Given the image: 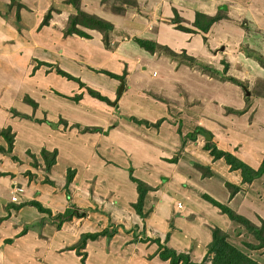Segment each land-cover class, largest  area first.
<instances>
[{"label":"crops","instance_id":"0c3cea01","mask_svg":"<svg viewBox=\"0 0 264 264\" xmlns=\"http://www.w3.org/2000/svg\"><path fill=\"white\" fill-rule=\"evenodd\" d=\"M46 1L47 0H19L18 2L22 7L18 10H16L15 6L11 8L15 15L18 11L21 17V20L18 21V27H26L27 29L30 23L29 21L34 19L35 21H40L43 14L47 12V9L45 10ZM50 1L51 4L49 7L55 5L54 9L57 12H59V9L56 5L62 7L60 13H54L53 10L51 12L52 16L59 15L61 19L65 20L63 24H66L68 16L75 12L74 6L63 3L65 0ZM110 1L111 0H80V5L83 10L88 13L96 14L100 18L113 24L114 30L109 34V44L107 46L104 44L102 32L96 29L81 27L89 34L88 38L80 37L75 34L69 36H62L61 34V36L56 35L54 40V36L48 33L45 39L39 42L41 48L29 46L25 49L29 50L28 53L31 54L30 56H32V53L35 55V61L38 62L36 65H39L35 69L36 72L32 78L26 77L24 72V74H22L23 65L27 66L30 64L27 63L29 55L26 54V56L15 58V54L7 56L5 53L0 52V79L3 77L13 78L11 80L9 79L7 83V87L10 90L7 89L5 84V86L0 85L1 89H3L2 93L0 91V114L2 115L0 124L4 121H8H6V119L10 115L9 109L25 106L28 110L29 104L23 102V97L25 95L38 104V111L43 110V113L46 112L47 115L50 106L46 102V99H57L59 100V104H61V113H57L61 119L67 120V122L71 124L78 122L89 126H99L102 129L104 126L103 130L105 133L98 132L99 134L91 136L95 138L105 134L102 136L105 139H101V141H104L102 150L113 145L114 152L121 153L125 157L126 155L129 156L131 161H142L145 171L143 177H141L143 180L153 186L157 185L158 183L155 182L152 184L150 181L156 179L154 176L158 174V171L168 176L166 180L170 178L167 180V183H169L166 188L167 192H164L162 196H154L156 191L149 192L145 201V209L152 207L153 211L148 217L141 218L130 208V203L135 201L137 192L135 184L127 178V174L125 173V169L129 164L128 159L119 169L120 171H125H123L126 175L125 180L117 181V179H113L111 175L108 179L117 185H120V183L126 184V186L124 185L125 187L122 188L125 190L121 196L122 198L119 196L118 187L116 185H111L113 193L110 201L102 200V198L98 196L92 203L84 205L85 201L83 198L85 195L83 191L87 189V187L86 183L83 184L82 182V185L81 183H79L80 186L77 185V182L80 181H77V176L79 174L77 170L73 185L77 187L78 190L82 188L83 191H78L76 194V189H73V193L75 194H73V198L71 199L72 202L76 203L80 208L81 206L89 207L90 205L91 207H95L96 205L102 207L104 211L110 212V215L112 214V220L121 224L130 218V221L132 220L131 226L134 228L130 229L131 226H128V228L125 226L118 227L115 223L117 232L111 237L99 236L94 240H87L84 248L86 255L83 264H169L168 261H163L154 254L155 249H157L156 243L148 240L143 241L142 238L151 237L157 231L161 235L160 241H163L162 236L168 231V220L175 203L176 205L177 203L181 204V207L174 206V208L181 213V216L174 217L173 225L175 228L170 231L169 239L165 244L178 249H194L193 255H196L195 259H199L203 254L202 249H204L205 243L210 240L209 231L205 226L211 219H209V216L199 212L194 205L202 206L204 212L212 214L214 212H219L217 208H213V206L205 202V200L200 203V194L207 193L219 199L221 202L227 203L234 210L239 212L242 200L238 203V198L241 197V199H243L246 186L255 185L256 182H260L262 178L254 180L251 183L242 184L239 171H230L229 165H227L222 158L213 160L208 151L202 148L199 142L203 137L200 135L197 136L195 141L187 140L183 143L181 134H177L174 125L169 123L170 118L164 121L170 109V107H168L169 103L156 99L153 94H161L163 97L167 98L175 93L172 88L179 85V87L182 86L187 93H192L194 100L198 101L199 99L204 101V103H202L203 105L201 104V106H199L203 108L200 111L203 113L202 115L204 117L196 118L200 120L197 121L199 124L195 122V119L190 120V118L184 119L183 121V118L180 117L178 120L181 127L178 128H180V131L185 129V131L181 132L185 134L188 132L186 130H189L191 126L202 125L206 127L209 122L211 127L206 128L215 130L212 121L215 119L217 120V118L214 116L211 121L207 122L205 119V117H207L206 115H209V113H213L214 115L218 112L223 113V107L225 106L241 108L244 104L241 89L237 84L227 80L220 81L205 74H201L199 71L191 69L183 63L179 64L165 55L164 57L161 53H150L141 48L134 41V38L149 39L167 45L174 51H177L181 44H185L186 40L187 44L189 43L192 45L193 43L194 47H196L194 50H190L192 54L189 55L193 56V54L201 52L202 48L198 42L201 43L203 38L200 34H191L175 29L173 25L169 23V18L173 16L172 8H176L174 10L189 23L193 21L196 11L214 14L222 10L226 18H222L211 25L206 34V43H210L209 45L213 48L214 46H218L220 49L225 48V58L231 63L226 72L227 75H231L239 80H241L239 77H243L241 73H244V76L248 75L250 78L264 76L263 69L259 67L256 57L257 51L264 52V0H207L208 4L205 0H193L194 2L191 3L192 6L186 9L185 7L175 4V0H151L150 2L156 1L159 5L155 6V3L151 5L148 10L139 12L129 9L130 5L121 4L124 6V11L122 13L113 11ZM10 2L11 0H0V49H2L1 46L4 44L1 43V39L6 41L5 43L10 42L13 45L14 43H16V45H23L22 42L24 38L19 36V34L28 36V34L25 33L28 30L23 31L20 29L19 34L11 32L15 30L16 24L13 25L11 20L5 19L3 15L5 7L8 8ZM135 5L139 6L137 0ZM207 5L212 6L209 8ZM204 6L206 7L203 8ZM156 9H158L157 14L155 13L154 15ZM239 17H241L240 19H243V21L238 20L237 18ZM50 19L52 18L50 17ZM153 23H156V25L152 27L151 24ZM223 25H225L226 28H223ZM45 30L47 31V29ZM218 30L229 31V42L226 41L228 37L221 39L215 36ZM16 35H18V43L15 41ZM151 35L154 36L151 38ZM8 38H12L13 40L9 39L7 41L6 39ZM193 40L196 43L193 42ZM222 41H224V43H222ZM220 45L222 46L220 47ZM53 46H56V49H54ZM127 48H129V50H127ZM136 48H139L141 51H137ZM229 48L230 51H227ZM233 49H237L239 53H241L240 49H242L246 55L243 53L242 56L237 53L233 54ZM180 50L181 49H179V51ZM68 60L72 62V64H67L66 61ZM46 63L51 65L49 66ZM56 65L71 73L73 76L80 78L88 86L98 89L99 92L106 95L110 100L116 99L117 94L121 92H117L118 86L120 84L123 85V92L116 106L119 109L121 108L123 110L125 108L124 103L126 102H124L123 99L133 96L134 93L135 96L131 101L132 106H129L130 110L126 108L127 111L123 112L120 109L127 119L134 116L139 120L143 119L154 123L162 118L164 122L162 121L158 127H153L145 126L144 124H136L128 119L129 123H133L134 126L143 131V134L140 133L139 137L133 139L131 136H128V132L122 131V129H120V131L119 128L113 126L116 125L115 122H117L115 119L116 114H113L115 107H113V110L109 107V104L98 99L96 100V98L91 96L90 98H86V102L84 101L83 103L70 101L76 105L72 107L69 105L70 102L67 100L68 98L53 94L52 89L67 96H70L71 92L74 94L75 92L83 91V89H78L77 83L74 81H67L65 78L59 77L52 72H47V74H45L47 70L54 69ZM125 69L126 74L124 82H120L118 79L111 78L102 72H98V70H107L116 74H122ZM245 70L246 72H244ZM152 76L157 77L155 82H153ZM249 80L251 81V79ZM69 82L71 85H67ZM72 82L75 83V85ZM47 85H49L48 92L45 91ZM40 87L42 90H40ZM13 89H19V93L21 94L18 97L14 96L15 93L13 94V92H10L13 91ZM167 99L170 101L169 98ZM64 103L68 105V111L64 108ZM113 106H115V103ZM108 107L110 109H107ZM83 108H87V110ZM69 109L72 110L69 111ZM250 111L251 113L253 112V120L243 126L247 129L246 131L245 129L242 131L238 129V131H236L233 127L234 122L228 119V124L231 128L230 134L227 136L222 135L221 137L225 139L226 147L231 148L229 151L233 152L251 167L257 168L262 160V151L264 150V99H256ZM58 116L53 115L50 119H56ZM240 116L243 118L244 114ZM121 119L122 116H120V120ZM127 119L124 124L126 126H128ZM107 126H110L109 129H107L108 131L105 129ZM159 127H161L160 130H163L160 134L156 132V134L153 135L148 131L151 128L157 129ZM56 129L58 131L62 130L59 127ZM165 130L168 131L167 134L164 133L166 132ZM69 132L70 131L67 130L66 134L68 135ZM57 135L59 134L57 133ZM70 135L73 137L74 131H71ZM115 137L118 138L119 141H117ZM166 137L167 139L165 140L164 138ZM165 145L167 148H162ZM178 145L179 148H181L177 161L175 163L167 161L165 163H160L159 159L161 157L168 159L174 155L177 156V153L173 152ZM52 147H54L53 149L59 150L56 146ZM132 153H135L137 158H133ZM180 160L184 162L187 161L193 169H197L195 167L197 164L209 168L211 175L208 176L209 178H205L204 189L194 191L189 187V190H187L186 188L188 187L186 184L181 185V182L178 181V177L174 178V174L178 175L175 170H178ZM22 162L21 164H17L18 162H14L8 155L0 158V216L7 215V211L5 210L6 204L10 202L18 203V201L11 200L10 197L14 195L17 197L19 196V199L20 197L25 198L27 196L34 197L33 199L40 201L46 207H50L52 215L57 211H64V209L69 206V203L65 201V197L60 194L51 196L48 192L42 194L45 186L39 184L36 180L39 175L33 173L31 178H29V176H23L22 173H26L27 170V161L24 162L22 160ZM56 162L52 166L51 172L55 177L61 179L65 172L60 175L55 174L54 168ZM148 166H153L154 169H148L150 168ZM71 168L76 169L72 166ZM188 171L191 172L190 169H188ZM21 176L25 178L22 177L23 180H21ZM86 181H88V179H86ZM226 182L240 185L239 191L232 197H230L229 190L225 185ZM17 186L22 187V193L18 194L17 191L16 193L13 192L14 189H17ZM127 187H131L134 191H130ZM37 189H39L38 194H36ZM175 189L176 191H174ZM183 189L187 191L189 204L191 205L188 204L189 206L187 208H185V204L182 200L174 196L178 195L180 198L185 196L182 194ZM163 196L172 199L169 202L168 214L157 216L155 212L158 203L151 205L150 199L154 198L158 200L159 198H163ZM197 196H199V202L196 199ZM165 198L164 201H166ZM244 198L246 197L244 196ZM114 199L116 201L112 202ZM248 203H253V210L251 212H255L260 208L259 204L255 201H248ZM10 211L11 213L8 217L0 222V264H79L81 256L76 253V244L79 242L81 233L96 232L99 228L101 229L102 224L97 225V221L103 222L104 227L105 225L109 227L108 217L101 211L93 214H86L84 217H74L72 220L63 223L60 229H56L52 226L48 214L39 212L31 205H25L17 211ZM190 212L195 214L191 215L192 213ZM221 214L225 215L223 213ZM160 221L163 222L162 227L159 225ZM214 222L220 224V227L223 229H227L226 224ZM201 223L205 225V228L202 227ZM95 228L97 229L95 230ZM143 228H145V233L139 234ZM193 232L196 234L193 235ZM134 233L137 235L136 238L133 237ZM71 244L74 245V247H69Z\"/></svg>","mask_w":264,"mask_h":264},{"label":"rangeland","instance_id":"374dc122","mask_svg":"<svg viewBox=\"0 0 264 264\" xmlns=\"http://www.w3.org/2000/svg\"><path fill=\"white\" fill-rule=\"evenodd\" d=\"M18 1L19 0H11L10 4H8L9 5L8 8L5 7V11L2 10L4 12L3 15H4L5 19L11 20L13 25L16 24L15 30L11 31L12 33H15V34L18 33L19 34L20 29H22L23 31L28 30L25 32L28 34V36L27 35L23 36V35L19 34V36H22L24 38V41L22 42L23 45H18V44L16 45V43H14V45H13L10 42L5 43L6 41H3L1 39V43H4V44L1 46L2 49H0V52L5 53L7 56L15 54V58H20L21 56L22 57L26 56V54L29 55V59L30 58L31 59H30V61L28 59L27 63H30V64L27 66L23 65L24 67L22 69V74L25 73L26 77L32 78L34 73L36 72L35 69L39 65L38 66L36 65V64H38V62L35 61V58H34L35 55L32 53V56H30L31 54L28 53L29 50H25V49L28 48L29 46H31V47L36 46V48H41V45L39 44V42H42V39H45V37L48 33H50L51 35L54 36V40H55L56 35L61 36V34L63 33L62 29L65 27V24H63L65 20L61 19L59 15L52 16V13H51L50 17L52 19L46 21V17L44 18V16H45V13H44L42 16V19L40 21H35V19L29 21L30 23H29V26L27 29H26V27H21V26L18 27V20L16 18V15L11 10V8H13L14 6L16 7V10H18L22 7V5ZM137 1L139 3V6L130 5L129 9H131L133 11L136 10L139 12H144V11L148 10V8H150L151 5L156 3V1L150 2L151 0H137ZM205 1L207 2V0H205ZM193 2H194L193 0H175L174 3L177 5H180L181 7H185V9H186V8L191 7L192 6L191 3H193ZM46 3H45V10L47 9V12H48V10L50 9L49 5L51 4V1L47 0ZM207 4H208V2H207ZM157 5H159L158 2L155 4V6H157ZM56 6L59 9V12H57L55 9H53L54 13H60V9L62 7L58 6V5H56ZM155 6H153V7H155ZM211 6L212 5H207V7H209V8ZM205 7L206 6H204L203 8H205ZM203 8H200V9H203ZM174 9H176V8H174V7L172 8V14L173 15H174V13H173ZM157 10L158 9H156L154 11V15H155V13L157 14ZM235 18H236V16H235ZM240 18L241 17H239L237 19L243 21V19H240ZM155 25H156V23L151 24L152 27ZM172 25L174 27V24H172ZM44 28L47 29V31ZM223 28H226L225 25H223ZM113 30H114V27H113ZM56 32H57V34H56ZM127 33H128V31H127ZM104 36L105 35L102 32V37L104 38ZM153 36L154 35H151V38ZM215 36H218L221 39L228 37V39H226L227 42H229V39H230L229 31L226 32L225 30H218V32L215 33ZM192 38H194V37H192ZM9 39H12V38H8L6 40L8 41ZM15 41L18 43V41H19L18 35L15 36ZM193 42H195V41L193 40ZM222 43H224V41H222ZM198 44L202 48L201 52H198V54H200V55L193 54V56L201 58L203 60H207V61L208 60H210L212 62L214 61L219 66L218 69L222 70L223 66L220 65L219 62L221 60L226 59L225 58L226 55L224 54L225 48L220 49L218 46H216V47L214 46V48H213L209 45L210 43L207 44L206 41H202L201 43L198 42ZM23 46H25V47H23ZM221 46L222 45H220V47ZM53 47H54V49H56V46H53ZM195 48L196 47H194L193 43H192V45H190L189 43L187 44L186 40H185V44L183 43V44H181V46H179V49H181V50L179 51V49H177L176 52L177 53L183 52V53L189 55V54H192V53H190L191 52L190 50H194ZM136 49L139 52L141 51L139 48H136ZM127 50H129V48H127ZM227 51H230V48L227 49ZM240 52L241 53H239L237 51V49L232 50L233 54L237 53L238 55L242 56V53H243L244 55H246V53L242 49H240ZM173 61H175V60H173ZM257 62L259 63V61H257ZM66 63L72 64V62H70L69 60L66 61ZM180 64H182V63H180ZM258 65H259V67H261L260 64H258ZM47 72H52V73L56 74L55 68L47 70L45 72V74H47ZM149 72H151V71H149ZM244 72H246V70ZM263 72H264V69H263ZM241 74H243V77H239V78L241 80H244L245 82H248V84L250 83L252 85L253 81H255V79H256L254 77L250 78L248 75L244 76L245 75L244 73H241ZM59 77H61V76H59ZM151 78H152L153 82H155L157 79L156 76H152ZM9 79L11 80L13 78H9V77L4 78L3 77L2 79H0V85L5 84L7 87L8 86L7 83L9 82L8 81ZM249 79H251V81ZM70 82L67 85H71ZM73 84L75 85V83H73ZM120 85L118 86V90H117L118 93H119ZM260 85L262 86L263 83L261 82ZM177 87H178V89H177ZM177 87H173L172 89L175 93L172 94V96L167 97L170 99L169 104H168V107H170V109L167 112V115L164 118L165 119L164 121H166L168 118H170L169 123L174 125V129H175L176 133L179 134L178 130L181 127L178 123V120L180 119V117L183 118V121H184V119L186 120L187 118H190V120L195 119L196 123H198L197 121H200L199 119H196V118L204 117L202 115L203 113L200 111L203 108L199 107V106H201L202 103H204V101L199 100V99H198V101L194 100V98H193L194 96L192 93H187L186 90H184V88L182 86L179 87V85H177ZM248 87H249V85H248ZM7 89H8V87H7ZM78 89H81V88H78ZM93 89L98 90L96 88H93ZM240 89H241V94H242L243 88L241 86H240ZM8 90H10V89H8ZM40 90H42L41 87H40ZM48 90H49V85H47L45 87V91L48 92ZM0 91H1V93L3 92V89H1V87H0ZM10 92H13V94L15 93L14 96H16V97H18L21 94V93H19V89L18 90L13 89V91H10ZM52 92H53V94L58 95L57 93H55V90H53V89H52ZM122 92H123V88L121 89L120 94L117 95V97H116L117 99L115 100V98H114L112 100V101H114L113 104H109L110 108L113 109V107H115V110L113 109L114 110L113 114L114 115L116 114L115 119L117 120V122H115L116 125H113V126L119 128V130L122 129V131L128 132L129 137L131 136L133 139H136V137H139L140 133L143 134L142 133L143 131H141L139 128L134 126L133 123H129V121H132V120L129 119V121H128V119L126 117H124V115H123V112L127 111L126 108H128L130 110L129 106H132L131 101L133 100L135 94L133 93V96H129L128 98L123 99L124 102H126V103H124L125 108L123 110L120 108L123 111L122 112L119 108L116 107L118 100H119V97L121 96ZM75 93H79V92H75ZM83 93L84 94H83L82 98L77 102L70 99V98H68L67 100L69 102L71 101V102H76V103H83L86 98H90L89 94H87V91L85 89H83ZM70 95L72 96L73 93L71 92ZM23 102L29 104L26 99H23ZM46 102L50 106V110L48 111V115L46 112L43 113V110L42 111L37 110L38 104L36 105V107L33 106V104H29L28 110L25 108V106L15 108L16 110L14 108L9 109L10 115L6 119V121L7 120L8 121L7 122L4 121L2 124H0V130L9 126L11 128V132L14 135V138H13L14 141L12 144V149H11V151H8V150H6L8 148V143L6 142L4 136L0 134V145L4 146V151H0V158L5 157V155H8V157L11 158L12 160H14V162H18L17 164L23 163L22 160L24 162L27 161V163H26L27 170H26V173H22L23 176H28L27 172L30 171L31 174L36 173L39 175V177H38L39 181L43 180V178H45L44 176H47L49 179L54 181V183L52 185H50L48 183H45L46 186L43 185L45 187H44V192L42 194H44L45 192H48L49 195L51 194V196H56L57 194H60V195L65 197L66 189L64 187V180H65V175L67 173V169H68V167H71V166L76 168L75 169L76 173L74 174L72 182L68 185V191L70 193V199L73 198V194H75L76 192L83 191L82 188L78 190L77 187H75L73 185L74 180H75V176H76L77 170H78L79 174L77 176V181L78 180H80V181L77 182V185H79V183L82 182L83 184L86 183V187H87V189H85L83 191V193L85 195L83 198V200L85 201L84 205H88L89 203H92V201L93 200L95 201V198L98 196H100V198H102V200L110 201L111 195L113 193L111 185L112 186L116 185L118 187L119 196H120V198H122L121 196L125 192V190H123L122 188L125 187L126 184L120 183V185H117V184L112 183L108 179L111 175V177L115 180L117 179V181L118 180H125V178H126V175L124 174L125 171L123 170L124 171L123 172V171H120L119 169H120V166L122 164L123 165L125 164L127 159L129 162L128 167L125 169L126 170L125 173L127 174V178L129 179V175H128L129 171L128 170L130 167L132 169L134 167V169H135V170L133 169L134 170L133 175H135L139 178L143 177L145 171L143 169L144 163L142 161H139V160L131 161L129 156L126 155V157H125L121 153L114 152V146L113 145H111V147L108 146L107 148L102 150V147L104 145V141H101V139L102 138L105 139L104 137H102L105 134H103V135L101 134L102 136L99 135V137L97 136L95 138L91 137V136H95L99 133L98 132H92L91 133L90 131H85L83 128L85 126H87L86 124L78 123V122L71 124V123H68L67 120H61V118L57 114V113H61V110H60L61 104H59V100L47 98ZM71 102L69 103V105H71L72 107L76 106L74 103H71ZM114 103H115V106H113ZM243 106H244V104L241 107H243ZM15 107H16V105H15ZM109 107L107 109H110ZM64 108H66V111H68V105L66 103H64ZM250 108L248 110H246L244 113L239 114L236 112H229L225 109V107H223V113L218 112L215 115L213 113H209V115H206L207 117H205V119L207 120V122L211 121L212 117H214V116H215V118H217V120L215 119L214 121H212L215 130H212L211 128H209V130L211 129V131L213 132V134H214L213 141L216 143V145L219 148L225 149V150L231 149V148L226 147L225 139L221 137L222 135L227 136L230 134L231 128L228 124V119L232 120L234 122L233 127L236 129V131H238V129L242 131L243 129H245L243 126L253 120V112L251 113ZM83 109L87 110V108H83ZM14 110L16 112H14ZM70 110H72V109H69V111ZM74 112L76 114L75 110H74ZM243 114H244V116L242 118L240 115H243ZM53 115H57L58 117L56 119L55 118L50 119V117H52ZM1 116L2 115L0 114V118H1ZM120 116H122L121 120H120ZM230 117H232V118H230ZM239 117H241V118H239ZM125 118L128 121V123H127L128 126L124 125L126 123ZM48 121L57 123V125L52 126L49 124ZM132 122H134V121H132ZM209 123H207L206 127H211ZM224 123H225V125H224ZM226 124H228V125H226ZM194 126L195 125L191 126L189 128V130H186V131H191L194 128ZM57 127H59L62 130L58 131L56 129ZM109 127L110 126H107L105 129L107 130V129H109ZM153 127H155V126H153ZM178 127H180V128H178ZM160 128L161 127L157 128V129L151 128L148 131H150V133H152L153 135H155L156 132H159V134H160L161 131H163V130H160ZM240 128H242V129H240ZM103 129H104V126H103ZM67 130L70 131L68 135L66 134ZM246 130L247 129H245V131ZM71 131H74L73 137L70 135ZM103 131H101L100 133H105V131L104 132ZM182 131H185V129H183ZM167 132L168 131H166L164 133L167 134ZM215 132H216V134H215ZM57 133L59 135H57ZM16 139H17V141H16ZM115 139L117 141H119L118 138L115 137ZM164 139L166 140L167 137ZM199 143H200V145L203 146L204 139L203 138L200 139ZM154 145H155V143H154ZM160 145H162V144H160ZM43 146L49 150L50 149L52 150L54 148L52 146H56L59 149V150H57V156L58 157H57V162H56V165L54 168V172L56 175H60V174L65 172L62 175L61 179H59L58 177H55L52 174V172H51L52 167H51L50 171L46 172V174H45V172L43 170V166H44L43 158L40 155V150H41V148H43ZM162 148H167V146L165 145ZM180 148H179V145L176 147V150H174L173 153H177V156L174 155L173 157H178V154L180 153ZM90 150H91V152H90ZM132 156H133V158H135L136 157L135 153H132ZM20 159H22V160H20ZM159 160H160V163L166 162V158H163V157H161ZM179 164L180 165L178 166V170L177 169L175 170V172H177L178 175L174 174L175 175L174 178L178 177V181L181 182V185L186 184V186L188 187V188H186L187 190H189V187H190L194 191H200V190L205 188L204 183H205L206 177L203 175V171H202L204 169L199 170V168H197L196 166L195 167L198 170L195 168L193 169V167L190 166V164L187 161L184 162V161L180 160ZM35 165L38 167H36ZM26 166H24V167H26ZM153 166H148V167H150L149 169H154ZM89 167H92V168H89ZM188 169H190L191 172H189ZM23 176H21V180H23L22 179ZM154 177L156 179L153 181H150V182H152V184H154L155 182L156 183L159 182L160 175L156 174ZM166 177H168V176H166ZM23 178H25V177H23ZM86 179H88V181H86ZM168 179H170V178H167V180ZM167 180H165L162 183L161 187H158V190L156 191L154 196H162V194L164 192L165 193L167 192L166 188H167V185L169 184V183H167ZM82 183H81V185H82ZM21 184H22V182H21ZM127 188L130 191H134L131 187H127ZM73 189H76L75 193H73ZM16 191L19 194V193H22L23 189H22V187L17 186V189H14L13 192L16 193ZM174 191H176V189ZM244 191L245 192L243 195V199H241V197L238 198V203H240V200H242V204H241V207H239L238 213L247 217V219L250 221V223L253 226L259 227L262 224H264V179H261L260 182H256L255 185L246 186ZM36 192H37L36 194H38L39 189H37ZM174 196H178V195H174ZM244 196L246 198H244ZM165 197L166 196H163V198H159L158 199L159 201L154 199V198L150 199L151 204H154V203L157 204L158 203L156 206L157 210L155 212L157 216H163V215L168 214L167 211L169 210L168 209L169 204H170L169 202L172 199L165 198ZM10 198L12 199V196ZM23 198L20 197V199H19V196H18L16 198V201H18V203H19L25 199L29 200L32 198V196L31 197L27 196L24 199ZM164 198L166 199V201H164ZM179 199L184 200L181 198H179ZM65 201H67V200L65 199ZM115 201L116 200H113L112 202H115ZM248 201H251V202L255 201L256 203L259 204L260 208L257 209L255 212H251L253 210V208H252L253 203H248ZM70 202H72V200H70ZM200 203H202L201 199H200ZM184 204H185V208H187L190 205L188 198H186L184 200ZM194 206L197 207V210L199 212L205 214L206 216H209V219L216 221V222H221L223 224H226V227H227L226 231L229 233L228 240L232 244H234L235 246L239 247L243 253H246L247 255H249L251 258L255 259L259 263L264 264V248L253 249V248H250L248 246L249 244L255 245L256 243H258L257 239L255 237L254 230H251V228L248 225L243 224V223H239V222H232L231 223V221L225 215H222L220 212H214L212 214L209 212H204L203 207L200 205H198V206L194 205ZM81 208L87 214L97 213L96 210H93L91 205L89 207H86V206L82 207L81 206ZM81 208H79V209L81 210ZM89 208H92V209L89 210ZM257 211H259V212H257ZM101 212L104 213L107 217H109L108 218V220H109V227H108L109 229L108 230L109 231L112 230L113 227H115V223L118 227L119 226H121V227L125 226L128 228V226L132 225L131 224L132 220L130 221V218H128L127 221H125L124 223L121 224V223H118L117 221H114L111 219L112 214L110 215V212H107L104 210H102ZM108 215H110V216H108ZM95 219H97V218H95ZM96 224L101 225L99 223V221H97ZM159 225H160V227H162L163 222L160 221ZM217 225L221 226L220 224H217ZM132 228H133V226L130 227V229H132ZM96 229L97 228H95V230ZM98 230H100V228ZM186 234H188V233H186ZM192 234L195 235L196 233L193 232ZM76 245L79 246L78 243ZM69 247H74V245L71 244ZM84 248L78 249V251L85 252Z\"/></svg>","mask_w":264,"mask_h":264},{"label":"trees","instance_id":"16d2710c","mask_svg":"<svg viewBox=\"0 0 264 264\" xmlns=\"http://www.w3.org/2000/svg\"><path fill=\"white\" fill-rule=\"evenodd\" d=\"M112 4V10L116 13H122L124 11V6L121 4L126 5H135L136 0H111ZM65 4H71L74 6L75 12L73 14H70L68 16V19L66 21L65 27L62 29L63 36H69V35H78L80 37H89V34L85 32L81 27H86L90 29H96L100 32L104 33V44L107 46L109 44V34L113 30V24L109 21H106L96 14L88 13L87 11L83 10L80 5V0H65L63 2ZM55 8V5H51L48 12L45 13L44 18L46 17V21L50 19L51 11ZM16 18L18 21L21 20V17L19 15V12H16ZM226 18L225 13L222 12V10L217 11L214 14H206L200 11H196L194 15V19L192 22L185 21L176 10H174V15L169 18V22L171 24H174V28L177 30H180L182 32L191 33V34H200L203 38V41H207L206 34L208 33L211 25L222 19ZM134 41L144 50L150 52V53H161L165 56H167L169 59L175 60L177 63H183L186 66H188L191 69H195L199 71L201 74H205L211 78L220 80V81H230L234 84H237L243 88L242 97L244 101V106L241 108H234L225 106V109L229 112H236V113H244L246 110H248L253 102L258 99L262 98L264 99V76H258L256 77L255 81H253V84L245 81H241L231 75H227L226 72L230 67V62L226 59L221 60L219 63L223 66L222 70H219V66L213 61H207L203 60L198 57L190 56L185 53H177L167 45H163L160 43H157L155 41L149 40V39H143V38H134ZM257 60L259 61L260 66L264 69V52L257 51ZM42 64V63H40ZM47 65H51L49 63H46ZM56 75L61 76L65 78L67 81H74L77 83V88L85 89L87 91V94L89 96L96 98L100 101L105 102L106 104H113L114 101L110 100L107 96L101 94L98 90L93 89L92 87L88 86L84 81H82L80 78L73 76L71 73L65 71L64 69L60 68L59 66H55ZM98 72H102L106 75H108L111 78L118 79L120 82H124L126 69L123 70L122 74H116L111 71L107 70H98ZM263 83L261 86L260 83ZM249 85V87H248ZM60 96L70 98L74 101H79L83 96V91H80L79 93H74L72 96H67L65 94L59 93L55 91ZM118 95V94H117ZM186 95V94H185ZM153 96L165 103H169V100L166 97H163L160 94H153ZM23 99H26L29 104H33V106L36 107L37 103L32 100L31 98L25 96ZM117 99V98H116ZM115 99V100H116ZM14 112H16L14 110ZM128 119L134 121L136 124H144L145 126H155L158 127L160 123L163 121L162 118L158 119L156 122L152 123L147 120H139L135 118L134 116L129 117ZM63 120V119H61ZM50 125L56 126L57 123L48 121ZM66 122V121H65ZM85 131L90 132H101L103 129L99 126H85L83 128ZM104 132V131H103ZM179 134L182 136V142H186L187 140L195 141L197 139V136H202L204 139L203 149L208 151V153L212 156L213 160H217L222 158L227 165H229L230 171H239L241 183H251L254 180H257L259 178L264 179V150L262 151V160L257 168H253L250 165H248L246 162L238 158L233 152L225 149L219 148L216 143L213 141V132L206 127L202 125H195L194 128L191 131L186 132L185 134H182L180 129L178 130ZM0 134L4 136L6 142L8 143V148L6 150L11 151L12 144H13V138L14 135L11 132V128L8 126L2 130H0ZM182 143V144H183ZM0 151H4V146L0 145ZM40 155L43 158V170L46 174V172H49L51 167L56 162L57 157V149L49 150L45 147L41 148ZM178 157H171L166 159V161L170 163H175L177 161ZM36 166V165H35ZM38 167V166H36ZM199 170L203 171V175L205 177L210 176L211 172L208 167H204L202 165L197 164L196 165ZM134 169V167H133ZM131 167L129 168V180L135 184L136 189V199L135 201L130 203L131 210L141 218L148 217L152 210V207H149L148 209H145V201L147 198V195L150 191H157L158 187H161L162 183L166 180V176L161 172L158 171V175H160V182H158L157 185L153 186L150 183L146 182L142 178H139L135 175H133V170ZM149 169V168H148ZM44 174V175H45ZM75 174V169L68 167L67 173L65 175L64 180V187L66 189L65 199L70 204L68 207L64 209V211H58L54 215L51 214L50 207H46L43 205L40 201L31 199V200H23L19 203L10 202L6 204L5 210L7 211V215L0 216V222L5 220L8 215L11 213L10 210L17 211L20 208L24 207L25 205H31L36 208L41 213H46L49 215V219L52 222V225L56 229H60L63 223L72 220L74 217H84L86 216V212L76 203L70 202V193L68 191V185L72 182L73 177ZM27 175L29 178H31L33 175L30 173V171L27 172ZM43 180L39 181V178L36 179L39 184L45 185V183H48L52 185L54 181L49 179L47 176H44ZM226 187L229 190L230 197L234 196L236 192L239 191L240 185H236L234 183L226 182ZM200 193V192H199ZM182 194L187 196L181 197V199L188 198L187 191L185 189L182 190ZM176 198H180L179 196H175ZM201 200H205V202H208L213 208H217L219 212L226 215V217L232 222H239L248 225L251 230H254L255 237L257 239V242L255 245L249 244L248 246L253 249H259L264 248V224H262L259 227L253 226L250 221L245 217L244 215L236 212L230 205H228L225 202H221L219 199L214 198L210 196L207 193H201L200 194ZM197 201L199 199V196L196 197ZM115 200V199H114ZM184 200H182L184 202ZM200 200V199H199ZM199 202V201H198ZM152 205V204H151ZM176 207H181L180 203H175ZM173 206L171 216L168 220V231L162 236L163 241H160L161 235L159 232L156 231V233L153 234L151 237L142 238V240L154 242L157 245V249H155L154 254L157 255L161 260L168 261L169 264H261L255 259L251 258L246 253H243L239 247L232 244L228 238L229 233L226 231V229H223L217 223L214 221H211L206 224V226L201 223L202 227H206L209 231V237L210 240L205 243L204 249H202L203 254L199 259H195L196 255H193L194 249H178L173 246H169L165 244L167 240L169 239L170 231L173 230L175 227L173 225L174 223V217L181 216V213L177 211ZM191 206V205H190ZM93 210H96L97 212L102 211V207L95 206L92 207ZM92 208H89L92 209ZM192 213V212H190ZM195 213H192L191 215H194ZM110 216V215H108ZM109 218V217H108ZM100 224H102V228L99 231L96 232H82L79 238V246H77L76 253L81 256L80 263H84V258L86 253L78 251V249H82L85 247V244L87 240H94L98 238L99 236H107L111 237L114 235L115 232H117V227H113L112 230H108V225L103 226V222L99 221ZM107 224V222H106ZM107 226V227H106ZM204 227V228H205ZM145 228H143L139 234H144ZM136 233H134L133 237L136 238ZM151 257V256H148Z\"/></svg>","mask_w":264,"mask_h":264},{"label":"water","instance_id":"95a60500","mask_svg":"<svg viewBox=\"0 0 264 264\" xmlns=\"http://www.w3.org/2000/svg\"><path fill=\"white\" fill-rule=\"evenodd\" d=\"M123 85H120L119 92L121 91Z\"/></svg>","mask_w":264,"mask_h":264},{"label":"clouds","instance_id":"9594fccd","mask_svg":"<svg viewBox=\"0 0 264 264\" xmlns=\"http://www.w3.org/2000/svg\"><path fill=\"white\" fill-rule=\"evenodd\" d=\"M16 198H17V196L16 195H14ZM13 197V196H12ZM12 201H16V199L14 200V199H11Z\"/></svg>","mask_w":264,"mask_h":264},{"label":"built area","instance_id":"2783aa9c","mask_svg":"<svg viewBox=\"0 0 264 264\" xmlns=\"http://www.w3.org/2000/svg\"><path fill=\"white\" fill-rule=\"evenodd\" d=\"M12 199H14V200H15V199H16V197H15V196H13V197H12Z\"/></svg>","mask_w":264,"mask_h":264}]
</instances>
